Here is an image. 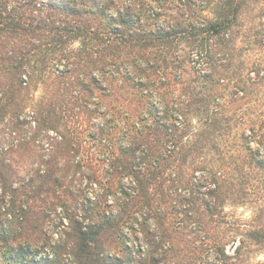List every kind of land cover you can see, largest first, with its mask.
<instances>
[{"label": "trees", "instance_id": "16d2710c", "mask_svg": "<svg viewBox=\"0 0 264 264\" xmlns=\"http://www.w3.org/2000/svg\"><path fill=\"white\" fill-rule=\"evenodd\" d=\"M8 116L34 131L0 151V264L264 249V0H0Z\"/></svg>", "mask_w": 264, "mask_h": 264}, {"label": "rangeland", "instance_id": "374dc122", "mask_svg": "<svg viewBox=\"0 0 264 264\" xmlns=\"http://www.w3.org/2000/svg\"><path fill=\"white\" fill-rule=\"evenodd\" d=\"M29 98H23L25 101L27 100V108L25 109V113L33 112V103L37 100L41 99L39 96L41 95V88L40 92L34 93L33 91L29 92ZM31 95V97H30ZM93 98V97H91ZM31 101V102H30ZM24 115V114H23ZM31 122L29 118H26L25 124H22L21 129H15V132H12V123L15 122L12 120V116H8L2 124H0V151L3 149L4 151L7 148L15 149L16 143H24L32 137L33 134V127L34 125L31 123L27 124V122ZM14 146V147H13ZM260 188L262 186L260 183H257ZM261 194L264 195V190H258ZM263 201V196H260V199L257 203H253V205H238L236 207H232L230 205L226 206L225 212L228 213L233 219L240 220L244 223H249L252 217L259 212L260 203ZM260 205V206H259ZM238 241L235 242V245L232 244L227 245L226 253L228 255H233V252L236 248ZM214 253L209 252L208 256L203 258L204 264H210L213 260ZM244 264H264V249H256L253 246H250L247 251L243 253ZM208 262V263H207Z\"/></svg>", "mask_w": 264, "mask_h": 264}]
</instances>
